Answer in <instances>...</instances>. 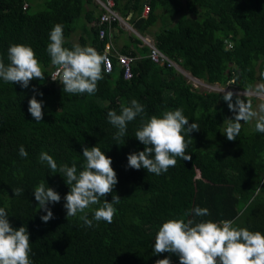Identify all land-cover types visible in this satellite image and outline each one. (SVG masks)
I'll list each match as a JSON object with an SVG mask.
<instances>
[{
	"label": "trees",
	"instance_id": "1",
	"mask_svg": "<svg viewBox=\"0 0 264 264\" xmlns=\"http://www.w3.org/2000/svg\"><path fill=\"white\" fill-rule=\"evenodd\" d=\"M114 1L129 27L115 21L109 29L96 22L89 30L82 23L85 30H78V40H73L80 18L87 23L95 20L93 0H46L37 11H30L32 0H0V58L7 65L11 45L30 46L45 74L43 81H30L27 89L0 79V207L14 228H28L33 264H155L164 258L180 264L176 254L154 253L155 236L164 222L185 218L184 213L197 206L210 214L185 219L233 220L234 226L264 234V133L241 121L239 136L229 141L224 135L226 119L235 113L224 93L199 91L175 68L154 63L140 37L152 34L161 50L209 84L256 90L264 84V0ZM146 6L150 10L144 15ZM169 14L177 15V20L172 22ZM159 20L161 26L155 28ZM57 23L63 25L66 48L92 46L103 54L113 41L111 55L117 51L137 57L132 78L124 77L113 55L114 69L103 72L94 94L63 93L60 77L56 81L51 77L57 66L47 52L50 31ZM115 29L121 34L132 30L138 37L128 34L130 42L116 47L111 34ZM34 88L43 93L37 95L44 102L41 122L28 111ZM241 98L254 108L255 96ZM132 99L143 105L144 113L128 123L125 137L117 141L113 137L118 129L109 123L107 113L119 114ZM176 109H183L190 124L199 125L200 131L190 133L193 140L186 149L192 160L178 157L176 166L161 175L127 167L128 155L145 148L135 138L142 123ZM21 145L28 152L26 158L19 155ZM94 146L112 159L118 178L106 199L111 202L113 195H119L121 200L114 205L112 223L93 221L88 227L81 219L85 213L67 218L64 197L71 186L63 173L52 172L38 157L47 152L58 168L75 164L79 173L85 163L83 148ZM41 182L61 196L59 203L49 204L54 218L47 223L41 220L46 212L38 208L33 194ZM14 188H22L24 194L15 196ZM101 204L85 210L89 219Z\"/></svg>",
	"mask_w": 264,
	"mask_h": 264
},
{
	"label": "clouds",
	"instance_id": "2",
	"mask_svg": "<svg viewBox=\"0 0 264 264\" xmlns=\"http://www.w3.org/2000/svg\"><path fill=\"white\" fill-rule=\"evenodd\" d=\"M49 40L47 52L51 63L57 66L56 74L51 77L54 81L55 76L60 77L59 82L64 85L63 93L94 94L98 90V82L104 78L107 55L100 54L92 46L77 44L71 49L64 47L63 25L59 23L50 31ZM8 59L10 63L6 65L0 58V79L4 82L19 84L27 89L33 79L44 80L42 65L30 46L11 45ZM33 92L28 111L36 122H41L44 117V102L38 100L37 95L43 96V93L35 88ZM256 95H264V84L256 86ZM223 99L229 110L235 113L234 118L226 119L224 135L229 141H234L239 136L241 121L247 123L255 119V131L264 133V115L253 109L250 100L245 101L241 98V93L232 91H224ZM260 111L264 112V105L260 106ZM143 113L144 107L136 99H132L127 106H121L119 114L114 110L109 111L108 121L118 129L113 139L119 141L125 137L128 123ZM194 131H200L199 125L195 122L190 124L183 109L165 111L159 117L151 116L135 133V138L145 148L128 155L127 167L136 170L143 168L148 173L161 175L168 172L170 167L176 166L178 157L191 161L192 156L186 154V149L192 143L190 133ZM19 155L24 158L28 156L23 145L19 147ZM83 157L85 163L79 173L75 164L71 167L64 164L58 168L57 162L47 152L42 151L38 159L41 163L46 162L52 172L63 173L65 183L71 186L64 197L67 218L79 212L85 213L81 219L88 227H92L93 221L112 223L117 212L114 205L121 200L119 195H113L111 202L106 199L118 183L117 174L112 167L113 161L98 146L84 147ZM13 192L15 196L24 194L22 188H14ZM33 194L38 208L46 212L41 220L49 222L54 214L48 206L50 203H59L60 194L52 187H45L43 182L35 187ZM97 204L101 206L89 219L85 210ZM209 214V209L197 206L185 212L184 217H203ZM185 218L170 219L162 224L154 240L153 251L156 255L176 254L180 264H264V234L260 231L253 232L246 227L234 226L233 220L196 223L193 219ZM31 252L28 228H14L7 211L0 207V264H33ZM155 264H171V261L169 258L158 259Z\"/></svg>",
	"mask_w": 264,
	"mask_h": 264
},
{
	"label": "built area",
	"instance_id": "3",
	"mask_svg": "<svg viewBox=\"0 0 264 264\" xmlns=\"http://www.w3.org/2000/svg\"><path fill=\"white\" fill-rule=\"evenodd\" d=\"M93 1L96 2V4L102 10L100 13L99 20L97 21L100 25H107L108 28L110 29L113 22L119 21L120 23H123L125 26L129 27L128 23L124 21L118 10L115 8L114 0H93ZM27 6L28 4L25 3L24 8H26ZM149 10L150 7L146 6L144 10V15H147L149 13ZM104 33H105L104 30H101V36H103ZM140 37L142 39L143 44L148 46V52L146 56L150 58L154 63L159 65H166L167 67H173L177 71L185 74V70H183L182 67L177 63L176 59L171 57L163 50H161L157 46L155 41L152 40L153 38L143 35H140ZM225 43L227 48H231L233 46L231 40H227ZM112 48H113V41H110L106 44L105 49H103V54H106L108 58V63L107 66H105V71L107 73L113 71L114 69L113 55H114L117 60V64L123 70L124 77L127 79L132 78L133 76L132 64L135 62L137 57L131 56L129 54L120 53L117 51L113 55H111ZM56 72L57 70L54 72L53 76L56 74ZM58 77L59 76H55V78Z\"/></svg>",
	"mask_w": 264,
	"mask_h": 264
},
{
	"label": "rangeland",
	"instance_id": "4",
	"mask_svg": "<svg viewBox=\"0 0 264 264\" xmlns=\"http://www.w3.org/2000/svg\"><path fill=\"white\" fill-rule=\"evenodd\" d=\"M44 2H46V0H32V6H31L30 11H37L39 9L44 8ZM159 11H161V10H159ZM168 19H170V20H172V22H174L175 20H177V15L172 16L171 14H169V18ZM126 22L130 23L129 21H126ZM82 23L83 24L84 23H87V21L84 20V18H80L78 20V24H77L78 27L77 28H81L80 26H81ZM161 23H162L161 20H159L158 21V24H157V26L155 28H158V26H161ZM84 30L85 29H83V31ZM78 32H79L78 29H76L75 32L72 34V36H73L72 39L73 40H78V38L75 37V35H78ZM128 33H130L131 35H134V36L138 37V35L135 32H132V30H128ZM86 35H88V32L87 31H86ZM152 40H154V39H152ZM177 63L182 67L183 70H185L181 62L177 61ZM186 72H187V70H185V74L187 75ZM177 73H179L180 75L184 76L187 79V81L195 89H198L199 91H204V92L215 91V92H222V93H224V91H232L234 93H241V95L255 96L257 98V101L254 104V108L253 109L256 110L260 115H262V112L260 111V106L263 105L264 95H260V96L256 95V90H248V91H245V90L239 89L238 87H236V86H234L232 84H228L226 86H221L219 84H209V83L205 82L204 80L199 79L197 77H195V78L192 79L191 77L188 78V75L186 77L184 75V73H182V72L177 71ZM255 123H256V120L255 119L247 122L246 124H247L248 129H251Z\"/></svg>",
	"mask_w": 264,
	"mask_h": 264
},
{
	"label": "crops",
	"instance_id": "5",
	"mask_svg": "<svg viewBox=\"0 0 264 264\" xmlns=\"http://www.w3.org/2000/svg\"><path fill=\"white\" fill-rule=\"evenodd\" d=\"M94 9H95V13H94V15H95V20H92L91 22H88V23H86L85 25V27L84 28H88L89 30H90V28H91V26H93V25H95V23L97 22L96 20V17H98V14L101 12L100 11V9L97 7V5L96 4H94L93 3V6H92ZM83 28V29H84ZM78 30L80 31V30H82L81 28H78ZM82 32H83V30H82ZM82 33L80 32V34H79V37H80V35H81ZM130 35V33H125V34H121V32H119L118 31V29H115V30H113V33H112V35H115V38H116V47H118V46H123L126 42H130V39H129V35ZM144 35V34H143ZM145 35H148L149 37H151V38H153V36L150 34V33H145ZM131 37V36H130ZM154 39V38H153Z\"/></svg>",
	"mask_w": 264,
	"mask_h": 264
},
{
	"label": "bare ground",
	"instance_id": "6",
	"mask_svg": "<svg viewBox=\"0 0 264 264\" xmlns=\"http://www.w3.org/2000/svg\"><path fill=\"white\" fill-rule=\"evenodd\" d=\"M186 73H187L188 77H191L192 79L195 78V77H193L192 74H190L189 72H186Z\"/></svg>",
	"mask_w": 264,
	"mask_h": 264
}]
</instances>
